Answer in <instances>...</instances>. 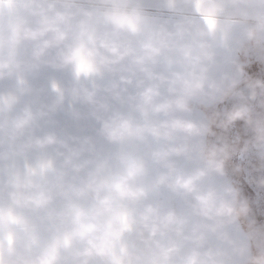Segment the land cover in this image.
Instances as JSON below:
<instances>
[{"label": "clouds", "instance_id": "clouds-1", "mask_svg": "<svg viewBox=\"0 0 264 264\" xmlns=\"http://www.w3.org/2000/svg\"><path fill=\"white\" fill-rule=\"evenodd\" d=\"M0 264H264V0H0Z\"/></svg>", "mask_w": 264, "mask_h": 264}]
</instances>
